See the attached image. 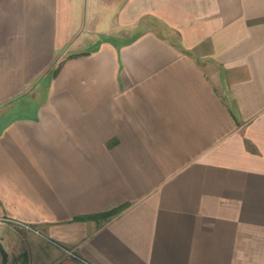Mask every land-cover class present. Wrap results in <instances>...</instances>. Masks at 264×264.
Here are the masks:
<instances>
[{
    "label": "crops",
    "instance_id": "obj_1",
    "mask_svg": "<svg viewBox=\"0 0 264 264\" xmlns=\"http://www.w3.org/2000/svg\"><path fill=\"white\" fill-rule=\"evenodd\" d=\"M0 264H264V0H0Z\"/></svg>",
    "mask_w": 264,
    "mask_h": 264
},
{
    "label": "trees",
    "instance_id": "obj_2",
    "mask_svg": "<svg viewBox=\"0 0 264 264\" xmlns=\"http://www.w3.org/2000/svg\"><path fill=\"white\" fill-rule=\"evenodd\" d=\"M121 210H122V208L121 209H116V210H114V211H112L111 213H107V214H104V215H101V216H98V217H94L93 219H108V218H110V217H112V216H115V215H117L118 213H120L121 212Z\"/></svg>",
    "mask_w": 264,
    "mask_h": 264
},
{
    "label": "rangeland",
    "instance_id": "obj_3",
    "mask_svg": "<svg viewBox=\"0 0 264 264\" xmlns=\"http://www.w3.org/2000/svg\"><path fill=\"white\" fill-rule=\"evenodd\" d=\"M16 114H18V112L16 113ZM21 115H24V114H26V113H20Z\"/></svg>",
    "mask_w": 264,
    "mask_h": 264
},
{
    "label": "built area",
    "instance_id": "obj_4",
    "mask_svg": "<svg viewBox=\"0 0 264 264\" xmlns=\"http://www.w3.org/2000/svg\"><path fill=\"white\" fill-rule=\"evenodd\" d=\"M36 234H37V232H36ZM68 255H71V253H67Z\"/></svg>",
    "mask_w": 264,
    "mask_h": 264
}]
</instances>
